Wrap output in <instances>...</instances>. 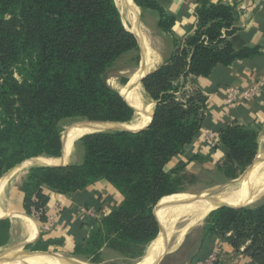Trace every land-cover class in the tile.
<instances>
[{
    "label": "trees",
    "instance_id": "1",
    "mask_svg": "<svg viewBox=\"0 0 264 264\" xmlns=\"http://www.w3.org/2000/svg\"><path fill=\"white\" fill-rule=\"evenodd\" d=\"M133 4L156 12L157 28L171 34L175 18L155 0H133ZM196 14V28L183 46L174 41L170 58L141 81L156 102L146 129L83 136L77 140L83 149L80 164L32 167L27 174L24 187L32 191L25 193L24 208L33 217L41 213L40 222L46 221L48 193L83 200L88 188L105 181L120 194V206L78 242L74 254L91 263L101 261L104 248L140 258L159 232L155 205L174 199L179 191L176 178L185 165L170 172L165 167L199 134L205 99L195 93L179 101V86L173 81L206 78L217 66L258 55L257 48L235 51L225 41L234 31L229 6L198 0ZM7 16L29 21L34 32L23 35L10 30L3 23ZM137 50V41L124 29L113 0H0V177L29 159L59 158L62 121L130 124L134 110L106 81L115 63ZM125 82L123 78L121 83ZM257 136L256 130L239 125L226 127L218 133L215 150L223 152L226 167L242 170L255 157ZM244 226L248 234L239 231ZM9 228L8 220H0V247L8 241ZM229 233L233 235L227 237ZM213 236L226 238L235 249L249 241L244 254L255 264H264V205L213 210L205 221L202 242ZM55 244L38 242L36 249L45 251Z\"/></svg>",
    "mask_w": 264,
    "mask_h": 264
},
{
    "label": "crops",
    "instance_id": "2",
    "mask_svg": "<svg viewBox=\"0 0 264 264\" xmlns=\"http://www.w3.org/2000/svg\"><path fill=\"white\" fill-rule=\"evenodd\" d=\"M155 1L167 15L175 18L172 33L167 34L171 39L177 38L176 36L179 39H185L193 33L197 24L198 0ZM209 2L214 5L229 6L232 10L234 17L232 28L234 31L229 36H224L225 41L230 43L235 51L243 48H257L258 55L251 59L237 60L228 67L217 66L206 78L188 76L184 80V88L178 100L183 102L195 93H199L205 99L201 109L202 120L199 134L184 149L182 154L171 160L174 167L178 161L183 162L184 169L187 171L194 168V163L191 161L193 156L198 157L201 154H207L206 156L201 155L204 156L201 162L207 164L220 161L222 156L224 157L223 152L219 149L214 150L217 151L216 153L211 151L205 153L204 149L201 148L203 145L201 141L206 132H214L218 135L219 131L226 127L239 125L256 130L258 133L257 144L259 145L262 139V131H264V0H209ZM135 16L137 17L136 8ZM138 25L139 31L143 34L144 31L142 32L140 23ZM130 27L132 29L131 23ZM128 31L131 33L135 30L128 29ZM143 36L153 53L151 58H158L156 65L150 71L153 72L164 63L166 57L162 55L159 39L155 40L150 36L153 40H149V35H146L145 32ZM138 47L141 48L140 44ZM139 61H142L141 54ZM229 89L240 92L237 101L231 105L226 103ZM252 89H254L253 96L249 98L241 96L243 93L252 91ZM68 159L69 155L66 165H78L83 156L77 155L71 163ZM195 165L198 167V164ZM21 170L22 168L14 172L11 170L3 178H9V181L15 173L18 174ZM1 190L0 208L4 215L0 219L7 218L9 213H17L22 206L21 197L16 195L15 189L11 193L7 187L3 189V192ZM48 195L49 201L44 207L46 221L41 222V225L46 224L50 218H54L55 226L43 236L46 240L56 242L53 247L73 253L76 249L79 250L78 242L81 241L82 243L104 217L120 206L122 200L120 194L105 181L88 188L83 200L54 193H48ZM81 210L90 212L91 215H85ZM10 215L11 217L21 216L19 214ZM42 226L37 228L39 233ZM226 236L228 237V234ZM248 244L249 241H246L239 249H235L226 238L213 236L201 242L200 248L195 249L194 253L191 254L192 257L173 255L167 257V260L161 264H255L248 255L244 254V249ZM164 246L165 244L162 246L163 249Z\"/></svg>",
    "mask_w": 264,
    "mask_h": 264
},
{
    "label": "rangeland",
    "instance_id": "3",
    "mask_svg": "<svg viewBox=\"0 0 264 264\" xmlns=\"http://www.w3.org/2000/svg\"><path fill=\"white\" fill-rule=\"evenodd\" d=\"M113 1H114L115 5L118 2V0H113ZM116 7H117V9L121 15L120 16L121 22H122L124 29L128 30L127 27H130V23H129L130 21H129L128 15H126L127 12H124V10H123L121 13L122 9L119 10L120 8L117 5H116ZM136 14H137V18L139 20L142 32L144 31L146 33V35H149V40L159 39L162 55H163V57H166L165 60L163 61L165 63L170 58L171 54L175 51L174 41L181 48L183 46L184 39H179L178 36H176L177 38H175V39H171L169 37V35L162 33L157 28V20H158L157 17L158 16L156 15V12L151 11V10L142 11L140 9V14H139V8L137 7L136 8ZM3 23L10 30L15 31L19 34H23V35H28L30 33H33L35 30L32 23H30L29 21H24V19L21 20L18 17L11 18V17L7 16V17H5ZM125 24H128V25L126 26ZM171 33H172V31H171ZM150 36L153 39H151ZM140 54H141L140 48L138 47L137 51H132V52H129V53L123 55L115 63L114 67L108 72L107 81H106L107 85L117 89V91L119 90L120 87H123L125 84H122L121 80L123 78H126V79H127V77L129 78L131 76V74L134 73L136 70H138V68L140 67V61H139L140 60ZM164 63H162V65ZM14 75H15V79L19 80V76L17 75L16 72H14ZM182 83H183L182 79H180L179 82H177L176 80L173 81L174 86H176V85L179 86V89L177 90L178 92H176V96H178L177 99L180 97L182 89L184 88V87L182 88V86H183ZM139 86H140V88L138 89L139 93L137 92V94H138L139 98L141 99L142 104L145 106H148L150 108L151 112H153V114H154V108H155L156 102L152 101L149 98V96L145 93V91L143 90L142 84ZM140 120H141L140 114L138 115L135 113V117H134L133 121L127 125H129V126L135 125ZM85 122H96V121H91L88 119H76L73 121H68V120L62 121L59 125L61 143H62L65 135L68 133V131L70 132V130L73 128L71 131V133H73V131H75L78 127L82 126L83 125L82 123H85ZM201 142L203 144L201 148L204 149L205 153H207L206 151H208V152L211 151L213 153L217 152V151H214L215 147H217V145L215 147H213V146L211 147V146L207 145L206 143H204L205 142L204 137L202 138ZM263 152H264V131H262V139H261L260 144L257 146V151H256V154H255L253 161L255 160V158H259L260 153H263ZM77 155H79L80 157L83 156V149H82L81 144L78 141L73 143V146L69 152V159H68L69 163H71L73 158H75ZM201 155L206 156L207 154H201ZM201 155L198 156V159H195L192 161V163H194V168H190V169H188V171L184 169L181 171V173H178L179 175L176 178V180H177L176 186L179 187V191L177 193H175V194H177L176 197H174V199L173 198L167 199L161 203L158 202L159 205L157 203L153 209L154 217H155V214L157 217V210H158L159 206L164 202L175 201V200L182 199V198H184L186 200H190L186 197L209 198V197L215 196L221 192H226V191L231 192V191L236 190L242 186H246V184H244L245 181L248 179V177H249L248 181L251 178L249 175L248 177H246L244 179L243 182L237 183V184H232L233 181L240 180V178L245 174V171L248 168V166L242 170L235 167V171H234L233 169L225 166L223 156H222L220 161H216V162L207 164V163L201 162L204 158V156H201ZM81 162L82 161H79L78 164H80ZM195 164H198V167ZM181 165L183 166V162L178 161V163L174 167L173 163H171V161H170L166 165L165 171L170 172L171 170H174V169L181 167ZM204 166H205V168H204ZM31 168H32V166H28L25 169V171L20 172L19 174L15 173L16 175L14 174L13 177L8 181V183L7 184L5 183L6 184V185H4L5 187H3V189L7 187V189L10 190L9 193H11L15 189L14 192L16 193V195L21 197L20 202H21L22 206L20 207V209H18L17 213H9L8 214L9 216L7 218L0 219V220H3V219L8 220L9 224H10V228L8 231V241L5 245L0 247V256L5 255L6 253H7L6 255L11 254V253L13 254L19 250H21L22 252L33 251V252H38V253H47V254L57 255V256L64 258V259L74 260V261H78L80 263H85V264H136L137 262H140V260L145 256L147 248L149 247L151 242H153L155 239L153 241H151L148 245H146V247H144L141 257L136 258V259L126 258V257H124L118 253L113 252L109 248H104L102 253H101V261L99 263H91L89 260H85L80 255H76L71 251H65V250L58 249V248L53 247V246L48 247V249L45 251L36 249L37 243L38 242H46V239L43 236V234L39 233V231L37 230L38 227L42 226L41 222L37 218L38 215H35L34 217L32 215H28L26 213L25 208H24V202L23 201H24V198L26 195L25 193L27 190H28L27 191L28 193H29V191H32V189L30 187L26 188V190L24 187V185L27 181V174ZM11 170L13 171V169H11ZM11 170H9V171L11 172ZM9 171L5 172L0 177V179L3 178L6 174H8ZM3 189L1 190V192H3ZM175 194H173V195H175ZM262 205H264V194L262 197L259 198L258 201H256L255 204H253L251 206H247V207L253 209V208H256V207H259ZM242 208H245V207H242ZM10 214H19V215H21L23 217H27L33 221V223L35 224V229H34V232L32 233V235L30 237L27 236L23 222L21 221V219L18 217H11ZM208 215L200 223H196V224H193L192 226L188 227V229L186 230V232L182 236L181 240L177 241V239H178L177 237L179 235V230H181L188 222V221L184 222L182 220H179V222L175 228L176 231H174L172 237L169 239V241L167 243L166 252L162 255L161 261L158 264H161L164 260H167L166 259L167 257H171L173 255H181L182 257H184V256L190 257L191 254L194 253L195 249L196 250L199 249L200 248L199 245L203 241V238L205 237V221L207 220ZM156 217H155V219H156ZM158 222H159V220H158ZM239 231L241 233H244V234L249 233L246 226L240 228ZM25 235H26V237H25ZM232 235L233 234L230 233V234H228V237H230ZM157 237H158V235H157ZM29 238L33 240L32 244L27 245L25 247V249H21L20 246L26 242V239H29ZM162 250H163V247H162V249H160V252L158 253V255L161 253Z\"/></svg>",
    "mask_w": 264,
    "mask_h": 264
},
{
    "label": "bare ground",
    "instance_id": "4",
    "mask_svg": "<svg viewBox=\"0 0 264 264\" xmlns=\"http://www.w3.org/2000/svg\"><path fill=\"white\" fill-rule=\"evenodd\" d=\"M116 5L120 8L119 10L122 9L121 13L123 10L124 12H127L126 15H128L130 21L129 23H131L132 29L135 30V31H131V33L138 40V43L141 46L140 49H142L141 68L140 69L138 68L139 70L133 73L129 77L130 78L129 84L125 87H120L118 92L119 95L124 97L126 100H128L130 104H132V106L135 107L136 110H140L143 104H141L140 102L139 104L137 103L138 101L141 100L137 94L138 89L140 88V86L137 85L136 83L137 79L140 76L150 74L151 73L150 71L157 63L156 59L158 58L156 59L151 58L153 53L150 51L147 43L145 42L143 36L144 32L143 34H141V32L138 29L139 20L135 16V6L133 4V0H118ZM125 25L127 26L128 24ZM127 28L132 30L131 27L130 28L127 27ZM150 116H151V110L149 107H146L144 111V115L142 116L141 120L137 124L131 125L129 127L131 129H138L144 127L149 123ZM104 128L105 125L100 123L83 124L82 126L78 127L75 131H73V133H71L73 129L72 128L70 132H68L67 139L65 140V145H64L65 157H64V161L62 162L65 165L67 164L66 161L69 155V151L71 150L73 143H75L80 137L97 133L98 129H104ZM263 154L264 152L260 153L257 161V165H255L252 171L253 174L252 173L250 174L251 177L250 180L248 181L249 179L248 177V179L245 181L244 184H246V186H242L231 192H227V191L221 192L209 198L186 197L190 200H186L182 198L175 201H168L162 203L157 210L156 219L158 218L157 221L159 220L158 223L163 229V235H158V237L155 238L153 242H151V244L147 248L145 256L140 260V262H137L136 264H155V261L158 260V258H160L165 253L166 242L167 240L169 241L174 231H176L175 228L179 220H182L184 222L188 221V222L181 230H179L177 241L181 240L183 233L188 229V227L192 226L193 224L200 223L210 212L214 210L216 205L220 204V205L229 206L231 208H238V207H247L255 204L256 201L259 200V196L261 194H264V156H262ZM33 162L47 164V165H56V164H60L61 160L44 158V157H40L34 160H28L20 165L19 170L21 168L22 170L19 171V173L25 171L28 165L31 166ZM8 179L9 178L0 179V190L3 188V186L8 181ZM3 215L4 212L0 208V217H2ZM18 218H20L21 221L23 222L25 232L27 236L30 237L34 232L35 224L31 219L27 217L18 216ZM31 240L32 239L30 238L28 239V241ZM164 244H165L164 249L162 250L161 254L158 256V253L160 252V249H162V246ZM23 253L24 252L19 250L16 253L13 254L11 253L6 256L10 257L13 255H21ZM61 259L62 258L57 255H34L33 257H27L26 259L23 260L3 261L0 264H65L63 263V261H61ZM80 264H85V263H80Z\"/></svg>",
    "mask_w": 264,
    "mask_h": 264
},
{
    "label": "water",
    "instance_id": "5",
    "mask_svg": "<svg viewBox=\"0 0 264 264\" xmlns=\"http://www.w3.org/2000/svg\"><path fill=\"white\" fill-rule=\"evenodd\" d=\"M120 14V13H119ZM121 16V15H120ZM138 28H139V25H138ZM128 31V30H127ZM129 32V31H128ZM132 34V33H131ZM133 35V34H132ZM135 37V36H134ZM136 39V38H135ZM137 41V39H136ZM138 43V41H137ZM138 46H139V43H138ZM142 66V61H140V68ZM147 75H144V76H140L138 79H137V85H141V81L146 77ZM129 81H130V78H128V80L126 81L125 86H127L129 84ZM135 88V87H134ZM132 92V91H131ZM125 101V99H124ZM133 110L136 114H140L141 118L142 116L144 115V111H145V108L148 107V106H144L142 105L141 109L140 110H136L127 100L125 101ZM139 102L142 104L141 100L138 101L137 103L139 104ZM152 118H153V112H151V116H150V121L147 125H145L144 127H141V128H138V129H131L129 127V125H125V124H116V123H109V122H85V123H82V124H95V123H100V124H103L105 125V128L104 129H98L97 132H104V131H109V132H139V131H142L144 129H146L151 121H152ZM69 132V131H68ZM67 136H68V133L65 135L63 141H62V151H61V156L59 158H50V159H60L61 160V163L60 164H56V165H47V164H41V163H36V162H33L31 164L32 167H60V166H66L62 161H64V157H65V152H64V145H65V140L67 139ZM82 138V137H80ZM79 138V139H80ZM78 139V140H79ZM264 156V154L262 155ZM34 159H38V158H33V159H29V160H34ZM28 161V160H26ZM24 161V162H26ZM257 161H258V158H255V160L248 166V168L246 169L245 171V174L240 178V180H235L232 182V184H237V183H240L243 181L244 178L248 177L250 175V173L253 171L255 165H257ZM22 162V163H24ZM21 163V164H22ZM17 165L16 167L13 168V172L16 171L17 169H19L20 165ZM211 191V190H210ZM263 194H261L259 196L262 197ZM220 208H230V209H240L242 207H238V208H231L229 206H226V205H216V207L214 208V210L216 209H220ZM156 217V216H155ZM157 221V219H156ZM158 223V221H157ZM158 229H159V232H158V235H163V229L161 228V226L159 225L158 223ZM33 240L31 241H26L25 243H23L20 248L21 249H25V247L27 245H30L32 244ZM167 243H168V240L166 242V246H167ZM165 246V247H166ZM166 249V248H165ZM166 252V250H165ZM7 254V253H6ZM5 255H2L0 256V263H2L3 261H7V260H23V259H26L27 257H33L34 255H52V254H47V253H38V252H33V251H26L24 252L23 254L21 255H13V256H6ZM162 256L160 258H158V260L155 261V264H158L161 260ZM61 261H63V263L65 264H80V262L78 261H74V260H69V259H64L62 258Z\"/></svg>",
    "mask_w": 264,
    "mask_h": 264
},
{
    "label": "built area",
    "instance_id": "6",
    "mask_svg": "<svg viewBox=\"0 0 264 264\" xmlns=\"http://www.w3.org/2000/svg\"><path fill=\"white\" fill-rule=\"evenodd\" d=\"M253 90L254 89H252V91H250V92L243 93L241 96H245V97L249 98V97L253 96ZM239 94H240V92L238 90L229 89L227 97H226L227 105L234 104L237 101V99L239 98ZM203 137H204V141H205L204 143H206L207 145H209L211 147L212 146L215 147L219 143L218 135L214 132L213 133L212 132L211 133L206 132ZM81 212L85 215H91L90 212H87L85 210H81ZM36 215H38L37 218H39L41 213H37ZM54 226H55V220H54V218H50L48 220V222L42 226V228L40 229V233L43 235H46L47 233H49L53 229Z\"/></svg>",
    "mask_w": 264,
    "mask_h": 264
}]
</instances>
